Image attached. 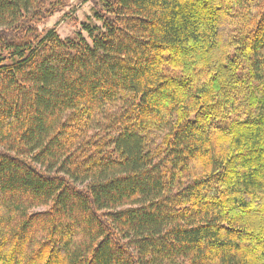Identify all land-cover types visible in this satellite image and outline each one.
<instances>
[{
    "label": "trees",
    "instance_id": "trees-1",
    "mask_svg": "<svg viewBox=\"0 0 264 264\" xmlns=\"http://www.w3.org/2000/svg\"><path fill=\"white\" fill-rule=\"evenodd\" d=\"M69 1L0 0V264H264V0Z\"/></svg>",
    "mask_w": 264,
    "mask_h": 264
},
{
    "label": "rangeland",
    "instance_id": "rangeland-1",
    "mask_svg": "<svg viewBox=\"0 0 264 264\" xmlns=\"http://www.w3.org/2000/svg\"><path fill=\"white\" fill-rule=\"evenodd\" d=\"M98 8H102V3L99 0H70L68 6L53 15L46 23L40 25V29L44 34L53 29L63 39L76 38L79 34L87 37L88 33L84 31L83 24L102 25V22L95 15ZM162 138L163 134L154 135L150 146L160 144ZM44 210L46 208H39L35 211Z\"/></svg>",
    "mask_w": 264,
    "mask_h": 264
}]
</instances>
